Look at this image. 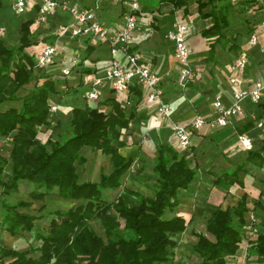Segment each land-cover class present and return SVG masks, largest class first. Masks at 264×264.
Listing matches in <instances>:
<instances>
[{"label": "trees", "instance_id": "obj_1", "mask_svg": "<svg viewBox=\"0 0 264 264\" xmlns=\"http://www.w3.org/2000/svg\"><path fill=\"white\" fill-rule=\"evenodd\" d=\"M144 4L169 3L174 9L187 8V0H141ZM202 17H211L212 23L201 33L207 38L216 36L210 43L208 57L213 58L216 45L222 39L233 41L224 30L231 21L225 5L230 0H196ZM258 0H242L247 32L252 31V18L248 8ZM221 3V4H220ZM220 4V5H219ZM3 0H0V8ZM206 11L203 9L207 8ZM35 19L27 18L18 27V43L8 46L0 36V145L3 139L10 146V154H0V185L7 191L15 190L22 180L36 183L27 198L15 202L0 198V230L20 236L31 232L36 221L50 215L47 230H37L39 244L19 249L6 245L0 238V264H173L177 235L182 233L192 218L178 213L179 188H187L197 171V165L188 154L167 143L156 148L152 179L156 182L154 197L148 198L137 190H130L139 197L138 205L129 206L119 196L110 200L105 189L122 185V177L132 159H125L119 147L123 129L129 127L134 110L127 111L119 98L109 96L98 99L95 106H71V119L67 136L46 139L40 133L51 125V104L67 102L69 96L79 92L85 83V74H95V66L86 63L99 45L81 41L78 62L71 67V75L79 74L78 83H71L70 76L50 70L56 61L40 66L36 54L28 48L38 43L32 25ZM54 38H50L54 42ZM80 45V46H81ZM79 46V47H80ZM75 82V81H73ZM65 85V88L62 86ZM25 91L20 95V91ZM134 104L143 99V89L138 83L130 88ZM68 97V98H67ZM17 103V104H16ZM107 106L108 108H104ZM101 150L110 155L112 168L101 171L99 181L81 179L77 166L83 165L88 156L82 149ZM8 167L9 176L3 179ZM78 201L70 207H51L45 203L48 195ZM38 202V204H37ZM263 213L256 231L245 228L249 211L248 194H242L237 203L226 208L217 207L206 220V231H194L193 245L200 255L199 264H229L228 258L237 254L241 243H248L247 251L259 257L264 264V204L258 199ZM100 222L103 234L94 223ZM254 227V226H253ZM208 233L213 235L210 238Z\"/></svg>", "mask_w": 264, "mask_h": 264}, {"label": "crops", "instance_id": "obj_2", "mask_svg": "<svg viewBox=\"0 0 264 264\" xmlns=\"http://www.w3.org/2000/svg\"><path fill=\"white\" fill-rule=\"evenodd\" d=\"M72 1L70 2L77 5L97 3L99 19L114 29L123 24L124 15L128 10L126 1ZM13 5L14 0L10 6H4L3 0V5L0 8V25L5 27V34L2 38L8 46L15 45L18 41H15L12 32H6V27L8 25L19 27L20 23L25 20L19 17L13 21L11 18L12 23H10V17L16 13ZM37 8L36 4L28 5L24 11H32L33 15L29 18L37 21ZM207 9L208 7L203 10ZM227 12L230 13L229 10ZM239 12L241 13V27H246V31L237 30L234 33L238 49H235V45L232 47L233 41L226 42L222 39L216 45L215 56L209 58L210 43L216 36L207 38L202 35L201 30L211 23V18L202 17L198 5L191 8L190 2L187 0L186 10L184 8L174 9L169 3H157L150 9L142 8V12L138 16L139 27L134 31L131 40V49L138 51L143 62L155 69L161 76L165 99L172 108V117L176 120L188 124L198 113L203 114L207 119H212L215 117L212 103L217 95L221 96L226 105H230L233 102L235 89L238 87L250 88L256 80L264 78V36L259 35L257 43L251 44L247 25H243L244 13L241 10ZM49 15H56L57 21L52 24L40 22L41 24H38L40 27L33 32L34 39L37 35L40 42L43 41L42 48L49 43L50 38H55L53 32L47 29L48 26L55 27L62 21H71L69 13L60 7H55L47 15V18ZM143 15L151 16L147 23L141 21L140 18ZM175 22L188 24V39L193 48L190 57L193 75L186 83L180 81L181 64L175 56L173 42L167 38V32ZM59 41V43H65L67 45L65 46L70 49L67 50L71 54L67 64L70 65L74 49L79 48L81 41L80 39L72 41L66 36H61ZM242 51L248 53L249 62L244 68H235L232 65L233 60ZM108 57L109 47L103 43L96 48L86 63L96 67L95 74H102ZM78 75V73L73 74L75 82ZM92 76L93 74L82 75L87 80ZM142 89L143 99L138 105L134 104L132 97H130L133 101L131 105H126L127 94L118 97L127 111L134 110V117L130 120L129 127L122 130L121 139L125 141V144L119 147V152L125 159L130 158L132 162L122 177V185L109 191L110 194H114V199L120 196L125 204L138 205L139 197L129 192V189L137 190L148 198L154 197L156 182L151 177L156 148L160 143H167L179 148L182 153L188 154L193 164L197 165V171L189 186L179 188L177 191L180 204L176 211L186 218L192 219L186 229L177 235V237L180 235V238H177L176 246L171 248L174 257H178V260L173 259V264H186V261H180V257L185 253L189 258L193 257V245L197 240L194 231H206L207 219L202 228L197 229L194 223L195 218L209 216L219 206L226 208L235 205L244 193L248 194L249 206L245 218V228L248 230L252 228L255 231L259 229L260 226L254 224L259 221V216L263 213L260 204L256 205L255 202L260 199L264 204V95L258 102H252L250 99L244 100L243 112L231 117L225 126H213L207 122L192 136L191 145L188 148H180L174 133L161 121L156 104L146 101V87L142 86ZM106 91L109 92L108 88L103 90L100 99L112 96L110 93L105 94ZM65 105L66 113L60 111L58 105V109L53 115H58L60 118L67 115L69 121L71 113L68 111L72 106L69 104V99ZM95 105L96 102L91 103V106ZM104 108L108 107L104 106ZM240 136L249 139V146L243 144ZM93 152L94 159L88 157V160L80 165L83 166L81 169L83 176L79 170L78 173L81 179L97 182L101 171L109 172L112 164L110 155L101 150ZM4 235L8 241V243L4 242L6 245H9L14 236H17L9 233ZM208 235L213 238L212 234L208 233ZM244 245H247L246 241L241 243V253L238 251L236 255L228 258L229 264L259 263L257 255L251 254L247 250L243 251Z\"/></svg>", "mask_w": 264, "mask_h": 264}, {"label": "built area", "instance_id": "obj_3", "mask_svg": "<svg viewBox=\"0 0 264 264\" xmlns=\"http://www.w3.org/2000/svg\"><path fill=\"white\" fill-rule=\"evenodd\" d=\"M113 2L126 1L128 10L124 15L123 24L117 28L105 25L98 17V4L77 5L69 0H14V8L18 12H23L28 5H37V21L47 22V15L55 8L60 7L67 11L71 21H62L57 24L56 31L52 34L56 37L54 42H49L38 54H36L37 64L45 66L57 60L59 53V38L66 36L74 38H88L93 45L107 44L109 47V57L107 65L102 74H94L90 79H85V83L79 88V92L72 94L71 98H79L83 104L91 105L96 102L103 90L108 88L112 96L119 97L127 94L126 105L133 102L129 96L131 85L138 83L146 87V101L155 103L157 113L161 121L174 133L177 145L180 148H188L191 145L192 136L198 132L207 122L211 125L225 126L231 117L243 112V102L250 99L258 102L264 95V78L254 82L252 87H238L233 92V102L226 105L220 95L213 100L215 117L207 119L203 114L198 113L190 123H182L172 117V108L165 99V90L159 73L143 62L138 51L131 49V40L134 31L139 27L138 16L142 12L141 0H110ZM237 4L242 0H230ZM253 19L252 31L249 34L251 44H256L259 35L264 36V0H258L247 10ZM5 34V27L0 25V36ZM189 29L186 22H175L167 32L175 48V56L181 64L180 81L186 83L193 75L190 65V57L193 48L189 43ZM74 54V53H73ZM80 58V53L74 54L70 59V65L62 68V74L71 75V67ZM249 62L246 51L240 52L233 60L235 68H244ZM86 86L88 88L86 89ZM63 88L66 86L63 85ZM58 104L52 102V114L57 111ZM244 145L249 146V139L240 136ZM248 246V243L246 247Z\"/></svg>", "mask_w": 264, "mask_h": 264}, {"label": "rangeland", "instance_id": "obj_4", "mask_svg": "<svg viewBox=\"0 0 264 264\" xmlns=\"http://www.w3.org/2000/svg\"><path fill=\"white\" fill-rule=\"evenodd\" d=\"M12 1L13 0H4V6H7V5L10 6L12 4ZM69 1H72V0H69ZM188 2H190L191 8H194V6H197V4H194L196 2L195 0H188ZM153 3L154 4H144L141 1L142 8L145 7L147 9L148 8L149 9L153 8V5L156 6V4L158 2L155 1ZM240 8H241V4H231V3H229V4L225 5L226 11L229 10V12H230L228 14H229L230 21H231V24H232L230 27H228L227 29L224 30V32H225L227 37L228 36L229 37L234 36V33H236L237 30H240L242 32L246 31V27H241L242 24H240V20H241V13L239 12ZM14 14L15 15L10 17V20H9L10 23H12L11 22L12 20L15 21L19 17L26 19V18L31 17V15H33L32 11H29V10H26V11H23V12L16 11V13H14ZM60 16H61V14H60ZM11 18H12V20H11ZM150 18H151V16H149V15L148 16L147 15L146 16L143 15V16H141L140 19H141L142 22H146L147 23ZM209 18H211V17H209ZM57 19H58V17L56 15H51V16L49 15L48 18H47V22H45V23L46 24L47 23L52 24L53 22L57 21ZM212 21H213V19L211 18V23H212ZM38 24H41V23L35 20L33 25H32V27H31L32 28V32L36 31V29L40 27V25H38ZM209 25H207V26H209ZM243 25L244 26L246 25V21L243 22ZM6 28H7L6 32H8V33L12 32L14 34L15 41H18L19 40L18 27L17 26L8 25ZM47 29H49L50 32H54V31H56V26L55 27L48 26ZM35 36H36L35 40H38V44L36 43V44L31 45L28 48V51L29 52H34L35 54H38L43 49L42 47H43L44 43H43V41L40 42V40L37 38V35H35ZM6 41L8 42V40H6ZM48 42H50V41H48ZM226 42H228V41L226 40ZM59 44H60V48H59L60 50H59L58 56H60V58H57L56 64L54 66H51V67L50 66H46L47 69L51 68L50 70H54L56 72H60V70L63 67L68 66L67 64L69 63V58H70V55H71L70 52H67V50H70V49H68V47H66L67 45L65 43L61 42ZM83 48L84 47L81 45L79 48H75L73 53L74 54H78L80 51H82ZM74 54H72V56H74ZM78 76H76L77 77L76 78V82H73L74 81L73 78L75 76L73 77V74H72L70 76V79L72 80L71 83H75V84L78 83V78H79ZM87 88H88V86H86V89ZM24 93H25V91H23V90L20 91V95H23ZM107 93H109V92L106 91L105 94H107ZM69 104H70V106L71 105L72 106H79V105H82L83 103L81 101H79V98H71L70 97L69 98ZM59 110L64 112V113L67 112V108H66L65 103H60L59 104ZM68 118H69V116H67V115L66 116L64 115L62 118H60L58 115H53L52 118H51V125L48 126V127H43L44 129H42L43 131L40 133V137L42 139H46V137L48 135H52L54 138H58V137H61V136H67L68 133H69V130H70V128L68 127V122H69ZM82 152H83V154H85L89 158L94 159V156H95L94 152L89 147L85 146L82 149ZM0 154L3 157H8L9 154H10V146L7 143V140H5V139H3L1 141ZM89 166L91 167V164ZM82 168H83V166H80V165L77 166V169L79 170V172L83 176V171H81ZM6 169L7 170L4 171V173L2 175L3 179H7L8 176H9L8 167ZM35 187H36V183L28 181V180H22L20 182L19 187L17 189L10 190V191H7L6 189H4L0 185V198H3V199H5L7 201H10V202H15L18 199L27 198L28 197V192L30 190L34 189ZM109 191H110V189L109 190L105 189L104 190V194L110 200H112V199H114V194H110ZM45 203L48 204L51 207H65L66 208V207L72 206L75 203H78V201H76V202L75 201H70V199H65V198L57 197L54 194H50V195L47 196V199L45 200ZM37 204H38V202H37ZM44 213H45L44 217H42L41 219H38L36 221L35 228L31 232H24L20 236H14L13 241L10 242L8 246H14V247L19 248V249H25V248H28L31 245L39 244L40 240H38L36 238V232H37V230H41V231L45 232L47 230L48 226H49V221H50V215L48 214V212L45 211ZM1 215H2V212H1V208H0V217H1ZM207 217H208L207 215L202 216V217H196L195 220H194L195 221L194 222L195 223V227L197 229L202 228L203 223L205 222ZM94 227L99 233L103 234V230H102L100 222L94 223ZM5 233L6 234L9 233L10 235H12V234L10 232H8V231L0 230V238H1V240L3 242H5V243H8V241L6 239V236L4 235ZM179 236L177 238H180ZM242 248H243V251L246 252V250H247L246 245H244V247H242ZM193 251H194L193 257L189 258V256L185 253L184 255H182V257H180V261H182V262L186 261V264H199L200 255L195 250H193ZM241 251H242V249L239 250L240 253H241ZM174 260H178V257H174Z\"/></svg>", "mask_w": 264, "mask_h": 264}]
</instances>
